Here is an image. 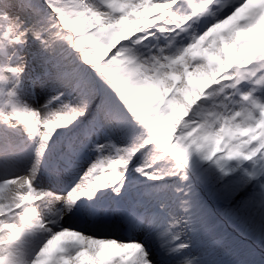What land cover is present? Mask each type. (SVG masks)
I'll list each match as a JSON object with an SVG mask.
<instances>
[{
    "label": "rangeland",
    "instance_id": "1",
    "mask_svg": "<svg viewBox=\"0 0 264 264\" xmlns=\"http://www.w3.org/2000/svg\"><path fill=\"white\" fill-rule=\"evenodd\" d=\"M87 2L105 10L101 0ZM177 8L190 11L184 0ZM215 18H199L179 35L160 32L161 24L133 54L140 61L179 55ZM67 36L57 25L48 0H30L25 15L16 11L11 0L0 3V163L5 159V143L11 146L8 155L12 161L9 170L0 169V264H5L6 258L31 261L62 225L92 236L139 242L152 264H264V155L223 161L227 174L221 172L215 159H205L195 150L186 164L178 166L155 143L145 144L148 130L122 105L120 118L109 122L98 117L93 121L105 95L117 105L119 101ZM260 63L255 62V77L235 87L232 81L214 87L197 111H241L249 107L244 95L264 103V84L256 83L264 75ZM13 68L19 71L14 73ZM81 81L97 91L88 111L71 125L57 129L38 158V138L30 135L23 123H6L4 117L14 105L39 111L42 116L62 103L75 106L84 94ZM61 92L60 100H54ZM178 132L179 128L174 137ZM137 147L140 151L127 165L119 193L113 187H102L79 198L70 213H65L62 205L55 213L45 212L46 222L52 215L57 217L49 232L29 228L12 211L18 205L36 209L44 206L42 202L59 203L47 193L66 197L92 163ZM33 165L38 169L33 184L24 183L17 189L21 178L32 179L29 169ZM139 167L160 179L138 173ZM181 244L186 247H178Z\"/></svg>",
    "mask_w": 264,
    "mask_h": 264
},
{
    "label": "snow or ice",
    "instance_id": "2",
    "mask_svg": "<svg viewBox=\"0 0 264 264\" xmlns=\"http://www.w3.org/2000/svg\"><path fill=\"white\" fill-rule=\"evenodd\" d=\"M3 2L0 0V3ZM11 2L19 14L28 13L30 0ZM180 2L101 0L103 11L87 0H48V6L55 15L57 25L68 34L72 45L81 50L85 62L119 101L117 105L111 96L105 95L98 105L100 112L93 117V121L98 117L109 122L120 118L123 115L122 105L132 119L148 130L149 138L145 144L155 143L173 157L178 166L186 164L190 152L195 150L202 152L205 159H215L221 172H225L223 161L252 160L258 154L264 155V103L244 95L243 100L249 103V107L234 113L227 110L219 114L210 113L217 116L220 127L204 132L201 131L203 125L195 128L182 120L186 110L184 102L191 101L210 84L232 81L231 86L235 87L240 81L255 77L258 70L255 62H261L260 67H264V60L261 59L264 57V0H184L190 15H179L177 5ZM209 15L216 17L213 23L194 36L191 44L179 55L153 56L144 61L125 51L113 55L118 41L129 33L147 36L163 24L159 27L160 32L175 34L181 27L186 28V25L178 26V21L188 20L191 23ZM145 24L148 26L144 27ZM141 28L143 31L139 30ZM36 36L40 38V33L37 32ZM241 56H246L249 62L242 63ZM229 58L231 65L225 69V61ZM11 71L16 73L19 69ZM256 83L264 84V75ZM80 87L84 94L75 106L62 103L41 120L39 111L14 105L4 120L6 123L9 120L23 123L30 135L38 138L36 155L39 158L57 129L71 125L88 111L97 91L84 81L80 82ZM63 95L61 92L53 99L60 100ZM11 126L15 127V124ZM177 128L179 132L174 137ZM10 148L8 143L2 146L5 159L0 163V169L9 170L12 167L8 155ZM139 151L138 147L127 148L120 151L116 158L99 159L92 163L66 197L47 194L63 200L64 205L73 211L79 198L91 196L99 188L113 187L119 193L127 165ZM37 171V166L33 165L32 179L25 176L24 183L32 185ZM136 171L149 179H160L145 173L144 167ZM261 188L264 189V184ZM23 199L28 200V197ZM12 211L21 217L24 225L36 227L32 223L35 209L18 205ZM133 260L135 264H152L145 246L139 242L92 236L62 225L40 250L35 264H133ZM9 264L19 262L9 259Z\"/></svg>",
    "mask_w": 264,
    "mask_h": 264
},
{
    "label": "clouds",
    "instance_id": "3",
    "mask_svg": "<svg viewBox=\"0 0 264 264\" xmlns=\"http://www.w3.org/2000/svg\"><path fill=\"white\" fill-rule=\"evenodd\" d=\"M177 11L179 12V15H190L188 13V11H183V12H180L179 10H177ZM137 19H140V18H137ZM197 21H198V19L194 20L191 23H189L188 20L178 21V26L186 25V28L181 27L180 31L176 32L175 34L179 35L180 33L188 31V29L192 27V24L194 22H197ZM147 26H148L147 24L144 25V27H147ZM139 30L143 31L142 28ZM149 34H151V33H149ZM145 38H146V36H143V35L138 36L136 32L129 33L128 35H126V37L124 39H121L118 41V43L116 44V52H114L113 55H120V53L122 51H125L126 54H128V55H134L133 49L142 46V41ZM117 45H119V46L117 47ZM261 59L264 60V57H262ZM240 60L242 63L249 62L248 58L246 56H241ZM230 65H231V60L229 58L228 60L225 61L224 68L227 69L230 67ZM219 78H224V77H218L217 79H219ZM218 85H219V83L210 84L207 88L203 89L200 93H198L197 96H195L191 101L184 102L186 110H185L184 116L182 117V120L188 122L190 126H194L195 128H200V126L203 125L204 127L201 129V131H204V132L218 129L220 127V123L217 121V116L216 115H210V113L219 114L220 112H216L214 110H204V109L197 111L198 105H200L202 103L205 95L212 92L213 88L218 86ZM45 116L46 115L42 116L40 114V119L41 120L44 119ZM196 116H199L200 119L196 120L195 119ZM29 172L31 173V169H29ZM15 187L17 189L23 188L24 187V179L21 178L20 182L18 184H16ZM42 204L44 206H41V205L36 206L35 216L32 219V223L34 225H36V227H34L33 229H35L36 231L49 232L54 227V225L51 221H54L55 219H57V217L55 215H52L48 218V222H46L45 212L55 213L56 208L60 207L61 205L63 206V210L65 211V213L71 212V210L64 205L63 200H59V203L57 201L53 205H48L47 202H42ZM51 235L48 239L51 238ZM47 240L38 249L34 259H32L31 261H28V260H25V258H23L22 261L19 262V264H35L36 258L39 255L40 250H42L44 245L47 243ZM5 264H9V261L7 258L5 259Z\"/></svg>",
    "mask_w": 264,
    "mask_h": 264
},
{
    "label": "bare ground",
    "instance_id": "4",
    "mask_svg": "<svg viewBox=\"0 0 264 264\" xmlns=\"http://www.w3.org/2000/svg\"><path fill=\"white\" fill-rule=\"evenodd\" d=\"M257 85H258V83H257Z\"/></svg>",
    "mask_w": 264,
    "mask_h": 264
}]
</instances>
